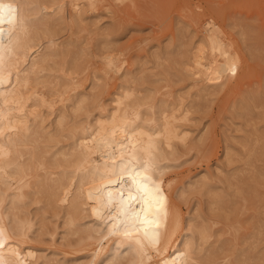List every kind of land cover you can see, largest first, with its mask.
<instances>
[{
  "label": "bare ground",
  "instance_id": "bare-ground-1",
  "mask_svg": "<svg viewBox=\"0 0 264 264\" xmlns=\"http://www.w3.org/2000/svg\"><path fill=\"white\" fill-rule=\"evenodd\" d=\"M47 1L0 0V264H264V134H251L223 188L207 174L190 185L165 176L197 146L188 124L201 98L245 85L252 66L235 42L206 24L189 49L177 44L182 28L155 72L141 62L142 40L117 45L94 30L82 0H55L58 10ZM83 1L90 12L100 3ZM104 1L120 24L121 8L135 2ZM101 55L106 68L91 62ZM189 75L186 102L173 86ZM245 97L264 120V78ZM245 97L235 98L241 110ZM211 151L208 143L196 153ZM190 191L207 197L210 216L197 208L185 231L180 202ZM47 241L78 254L48 256L38 249Z\"/></svg>",
  "mask_w": 264,
  "mask_h": 264
},
{
  "label": "rangeland",
  "instance_id": "rangeland-1",
  "mask_svg": "<svg viewBox=\"0 0 264 264\" xmlns=\"http://www.w3.org/2000/svg\"><path fill=\"white\" fill-rule=\"evenodd\" d=\"M108 1L112 5L118 2V0ZM83 2L82 0L80 5L83 4L82 7L88 12L86 15L93 29L104 31V35L110 38H116L118 40L117 45L129 44L134 40H142L138 46L139 48L143 47L144 58L141 62L145 61V65L151 67V71H161L162 68H157L156 66L158 62L164 63V66L168 65L166 55L169 53L166 52V49L175 47L174 39L171 38L172 33L178 34L184 30L183 34L180 33L179 37L181 40L177 44L193 49L192 47L197 44L200 38L204 39L203 37L207 33L205 25L215 24L220 26L227 36L235 42V47L252 66L246 79L245 87L243 86L239 93L228 94L223 89L217 94L202 97L201 99L205 102L204 108L194 114L197 117L196 122L188 124L190 127V139L198 147L208 143L211 144L212 151L209 154L210 156L207 158L206 155L205 158L199 159L200 155L196 153L198 148L196 146L187 154L181 156L179 164L169 169L165 174V176L179 175V179L182 180L181 184L185 183L186 185H190L191 183L189 182H194L207 174L212 181L214 180L213 184L219 189L226 186L230 178H234L231 175L234 167L237 168L239 166L238 159L244 155L248 142L255 134L254 132L257 131L264 134V120L261 118L263 108L261 106H256V108L250 105L251 101L245 97L252 90L262 89L263 85L264 0H135V2L130 1L129 4H124L123 8H121L123 11L122 24L119 22L118 15L115 16L114 12L106 10L104 0H100L96 7L97 10L94 12L88 11L90 6L88 3ZM59 5L60 1L48 0L43 4V7H51V9L58 10ZM127 15L128 18L126 17ZM241 28L247 31V36L245 37L247 41L244 40L240 33ZM91 48L97 49L95 45L94 47L91 46ZM155 51L156 54L154 53ZM157 54L160 55L159 59H157ZM163 55H165V58ZM208 57L212 60L214 59L213 54ZM91 62L100 68H106L103 55L91 57ZM241 66L242 64L238 67V73ZM110 74L117 76L112 71ZM236 75L233 74V76ZM157 77H161L158 96L168 99L165 77L164 75H157ZM192 81L193 77L189 75L182 82H177V85H174L175 87L173 86V90L186 96V102L192 99L191 96H187ZM240 95L245 97L243 104L246 108L243 110L235 102V98ZM240 110L245 112L240 114ZM232 156L236 159L234 160ZM222 180L226 185L223 184ZM206 198V196H202L197 191H190L187 193V197L180 202L185 214V231H189L193 222L192 219L198 212L197 208L199 210L202 208V212L210 216ZM31 207L32 209L34 208V206ZM56 222L61 225L57 234V240L60 242L63 241L64 227L62 226V219L57 220L55 218L52 223L53 228ZM45 237L48 238L49 236L46 235ZM48 243L49 241L42 243L40 244L42 248H38L40 252L48 256L63 258L66 253L68 256L78 254L75 251L77 248H63V250L62 248H53ZM169 255L174 258L175 251L171 249Z\"/></svg>",
  "mask_w": 264,
  "mask_h": 264
}]
</instances>
